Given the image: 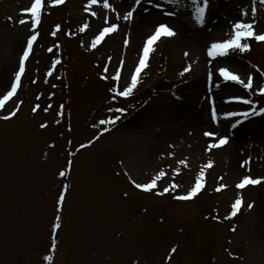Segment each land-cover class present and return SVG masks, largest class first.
Instances as JSON below:
<instances>
[{"label": "rangeland", "instance_id": "obj_1", "mask_svg": "<svg viewBox=\"0 0 264 264\" xmlns=\"http://www.w3.org/2000/svg\"><path fill=\"white\" fill-rule=\"evenodd\" d=\"M89 2L70 0L63 5L64 10L55 9L51 13L49 25L54 23L53 30L57 24L61 25L56 43L62 46L59 51L63 63L52 77L42 75V83L47 79V87L38 78L33 87L27 77L23 89L30 91L19 94L25 101L20 113L11 121H0V264H46L43 258L49 254L56 199L63 183H69L70 190L53 264H134L137 260L139 264H165L173 246L178 247V252L171 264H264V184L249 186L246 191L235 187L243 175L264 178V116L244 125L239 123L242 117L225 119L228 112L250 111L251 106L232 99L246 98L249 93L222 77L203 84L202 76V86L196 93L191 91L199 77L195 65L201 67L205 76L210 71L212 77L217 76L211 67L218 63L208 56H199L207 52L211 43L230 38L234 22L252 20V0H210L204 26L195 22L190 0H179L175 6L168 5L166 0H153L163 6V11L143 0L131 22L117 19V13L122 17L135 0H109L115 12L103 9L101 0V4L93 6L95 17L85 11ZM31 3L32 0H0V96L9 89L18 55L25 38L31 34L30 24L18 23L21 18L28 19L23 13ZM256 7V31L264 33V5L257 0ZM244 10L249 12L247 18L241 16ZM165 11H176L177 15L169 17ZM60 14L62 19L67 15V21L55 20ZM88 18L93 19L92 26L81 33L79 28ZM105 18L118 24L119 31L104 41L100 53L84 51V46H78L75 39L82 38L83 45H90L105 26ZM162 22L169 23L177 35L161 38L154 45L149 66L141 73L134 94L127 99L112 100L109 89L115 82L97 77L105 65V55L111 53L113 58L109 77L119 67L120 59L125 61L120 81L123 89L130 83L129 74L138 63L146 39ZM136 26L141 30L137 34ZM69 31L73 33L71 37L66 35ZM201 35L208 37L196 52L193 41L202 39ZM125 39L129 40L127 47ZM37 56L39 59L38 51ZM57 56L42 54L37 66V59L31 58L27 73L29 67L31 74L37 70L47 72ZM229 56L234 63L223 57L219 65L227 66L245 81L248 73L255 75L256 94L257 85L264 86V76L257 72V68L264 71V45L251 44L250 52H230ZM159 64L163 67L160 71ZM189 65L188 81L178 85L176 94L155 93L158 87L167 84V78L177 80L176 73L179 76ZM38 95L40 100L36 99ZM149 96L153 101L135 113L134 106ZM51 102L53 107L44 112ZM56 102L64 106L65 113L59 124L56 120L60 107ZM36 103L41 110L33 114ZM213 103L219 123L211 118ZM14 106L15 101H10L5 112ZM116 107L125 108L126 114L115 126L93 127L101 119L120 115L109 111ZM232 120L238 127H231ZM41 123L49 127L40 129ZM102 127L111 130L91 147L71 155L80 144L100 135ZM208 130L228 135L229 144L207 152L209 140L203 132ZM50 144L55 147L50 148ZM249 157L253 161L250 173L240 167ZM70 159L73 161L70 175L61 180L58 173ZM181 159L188 161L187 168L179 164ZM209 160H214L217 168L212 170L213 174L209 173L212 182L207 184L206 180V190L197 201L179 202L172 194L159 197L140 192L125 175L127 172L138 183H146L159 170L170 172L179 168L183 172L181 194H184L194 184L198 168ZM221 172V184H227L228 188L220 195L209 196L206 193L217 181L215 175ZM166 182L159 188L166 187ZM239 195H243L245 206L254 202L255 207L242 213L236 232H232L231 223L223 221L222 216ZM210 199L214 200L212 205L208 204ZM215 207L219 222L211 218L217 215Z\"/></svg>", "mask_w": 264, "mask_h": 264}, {"label": "snow or ice", "instance_id": "obj_2", "mask_svg": "<svg viewBox=\"0 0 264 264\" xmlns=\"http://www.w3.org/2000/svg\"><path fill=\"white\" fill-rule=\"evenodd\" d=\"M143 0H135L134 6L130 8V10H127L126 13L121 17L119 13H117V19H123L125 22H131L134 19V14L137 12V9L140 8ZM66 3V0H32V3L29 7L24 9V15L28 17V19L21 18L18 20L19 25L23 26L25 24H30L29 32L31 33L29 36L25 38L24 45L18 55V61L16 70L12 74V81L10 84L9 89L6 91L5 94L0 96V121H11L14 118L18 116V114L21 111V108L24 104L23 100H18L15 102V106L5 112V106L10 102L14 101V98L18 96L19 91L22 88V81L25 77L26 71H27V65L30 60V57L33 55L34 52V46L36 45L38 38L40 36V33L37 31L39 26L42 22V15L45 13L46 8H55L61 5H64ZM150 4H153V6L157 9L164 10L163 6L160 3H153V0H149ZM166 3L170 6H175L179 3V0H166ZM191 5L193 6V14H194V20L196 23H198L200 26H204L207 19V14L209 12L210 8V0H190ZM257 0H252V6H251V17L252 20L249 21L247 19H241L237 22H234L231 26V33L230 38L223 40L222 42H213L211 43L210 47L207 49V56L210 57L212 60H216L218 57H228L230 55V52H250L251 51V44L247 41H256L257 43H264V33H258L256 31V22L255 17L257 15V7H256ZM98 4H101V0H90V2L86 5L85 11L90 12L91 16L95 17L97 16V12L93 11V6H96ZM260 5H264V0H259ZM102 7L103 9H107L109 11L115 12L116 9L109 3V0H102ZM50 14V13H48ZM164 14L169 17H174L177 15L176 11H165ZM241 16L247 18L249 16V12L247 10H244L241 12ZM11 19V18H10ZM104 25L102 30L98 32V34L94 37V39L91 40L90 45L88 46V51H93L97 49V47L105 40L106 37H108L110 34H114L119 31L120 26L118 24L109 23L108 19L105 18ZM89 28V24L85 22L80 28L79 31L83 33ZM61 31V25L57 24L53 31H51V36L53 38L57 37V34ZM66 35L71 37L73 33L71 31L67 32ZM177 35V32L174 30V28L167 22H162L158 26L154 27L153 34H151L147 39L145 44L142 47V54L140 55V58L138 60V63L134 67L133 71L129 74V80L130 83L125 86L123 89L120 88V81H121V75L124 69V63L125 61L123 59H120L119 61V67L116 69L115 73L109 77V65L112 62V57H108V62L103 68V75H101L102 80H109L115 82L113 87L109 89V91L112 93V100H116L118 97L122 98H129L131 97L135 90L137 89L141 73L149 66V58L150 54L155 50L154 45L161 40V38H172ZM129 44V40H124V46L127 47ZM83 47L84 45L81 44ZM61 45L59 43H56L53 47H49L47 51L49 53H53L55 51H59L61 49ZM187 55V53H185ZM63 63L60 56H57L51 63V67L46 72V77H52L53 73L57 71V66L61 65ZM191 71V65L186 67L183 72L180 73L181 76L185 75L186 73ZM219 77L223 78V81L225 82H233L237 85L242 86L245 90H247L248 93L253 92L254 88V77L252 75H248L247 80L241 78V76L230 70L228 67H220L218 69ZM257 72L260 73L261 76H264V71H261L259 68H257ZM213 73L210 71L208 74L209 81L212 80ZM33 84L38 83L37 80H32ZM45 83H47V79L45 80ZM219 87V85H216ZM53 87H57V85H53ZM257 93L260 96H264V86L257 85ZM55 95L54 93L52 94ZM37 100L41 99V96L36 97ZM51 99V97H50ZM232 99L236 100L239 103L245 104V105H253V101L251 99L243 98V97H233ZM53 107L52 104H48L43 110L44 112H48ZM41 110V105L39 103H36L32 107V113L36 114ZM110 112L119 113L120 115H115L106 119H101L98 122V125H93V127H100V126H115L117 122L121 119V116L126 114V109L123 107H116V108H110ZM64 106L60 105V109L57 112V120L56 123L59 124L61 122V119L64 117ZM253 116H264V108H257L255 106L251 107L250 111H242V112H234L230 111L227 113L225 119H232L233 117H242L243 120H241L239 123H243V121L248 120L250 117ZM211 118L213 121H216L219 123V119L217 116V110L214 106H212L211 109ZM49 125L47 123H41L39 125L40 129H47ZM232 128L238 127L237 123H233L231 125ZM71 131V128L68 129ZM111 129L109 127H102L100 135H97L93 140L89 141L88 143L80 144L79 147L75 150V152L71 153L72 156L76 154V152H79L83 149L89 148L92 146L93 143H95L96 140H99L100 137L105 133L110 131ZM203 136L208 138L209 142L206 145V151L211 153L214 149H220L225 147L230 142V137L228 135L221 136L219 133L208 130L203 132ZM71 143V141H69ZM50 148H54L55 144H50ZM47 155V154H45ZM175 156V153L172 154ZM253 163L251 157L244 160L240 167L246 168L247 171L251 172V164ZM73 161L70 159L68 161L67 167L59 171L58 175L61 178V180L66 179L70 175V170L72 167ZM179 164L183 167H188V161L186 159L179 160ZM214 167V163L212 161H209L208 163L204 164L195 179L194 184L191 186V188L186 191L184 194H179L178 190L180 185L175 182V176L180 174V169L176 168L174 169V175L171 177V182L168 183L166 187L163 189L159 188V184L162 180H164L168 173L164 170H159L148 182L146 183H138L136 180L132 179V177L125 172V175L128 176L129 181L131 182L132 186L137 189L140 192L143 193H151L155 196L163 197L169 194H172V198L179 202H189L194 200L196 197H198L206 188V172L208 169H211ZM221 181L223 180V177L219 178ZM264 184V178H254L252 175H243L242 178L239 180L238 183H236L235 187L236 189H239L243 191L244 189L248 188L249 186L255 187ZM228 188L227 184H219L214 191L219 193ZM70 190V184L69 183H63L61 191L58 194V197L56 199V215L54 218V222L51 225V246L49 249V254L46 255L43 259L46 262V264H53L55 254L57 252L58 248V240H59V233L63 229V214L66 204V198L69 194ZM124 196L127 197L128 193L125 192ZM247 208L251 210L253 207H255L254 202L248 203ZM245 207V199L243 195H239L234 199V202L231 204V211L230 214L225 217V219H234L241 210ZM147 211V209H145ZM212 219H215L219 222V215L217 214L214 217H211ZM205 219H209V217H205ZM232 232H236V228L232 227ZM178 247L173 246L171 247L170 251L168 252L166 258H165V264H171V261L173 257L177 254ZM134 264H139V261H135Z\"/></svg>", "mask_w": 264, "mask_h": 264}, {"label": "bare ground", "instance_id": "obj_3", "mask_svg": "<svg viewBox=\"0 0 264 264\" xmlns=\"http://www.w3.org/2000/svg\"><path fill=\"white\" fill-rule=\"evenodd\" d=\"M140 27L139 26H136V29H135V33L137 34L138 32H140ZM207 36L206 35H201V38L200 40H196V41H193V43L195 44V50L196 52L200 51V47L202 46L203 42L205 41V38ZM199 77L196 81V83L193 85V87L191 88V91H193L194 93H196V91L202 86V76H203V84H205V79H204V73L201 71L198 73Z\"/></svg>", "mask_w": 264, "mask_h": 264}, {"label": "trees", "instance_id": "obj_4", "mask_svg": "<svg viewBox=\"0 0 264 264\" xmlns=\"http://www.w3.org/2000/svg\"><path fill=\"white\" fill-rule=\"evenodd\" d=\"M195 200H196V199H195ZM197 200H198V199H197ZM213 201H214V200L210 199L208 204H209V205H210V204L212 205V202H213Z\"/></svg>", "mask_w": 264, "mask_h": 264}]
</instances>
